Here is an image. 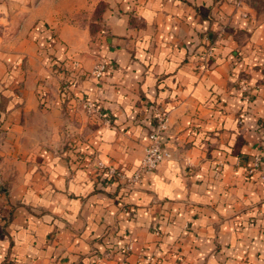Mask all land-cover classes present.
Instances as JSON below:
<instances>
[{"label": "crops", "instance_id": "obj_1", "mask_svg": "<svg viewBox=\"0 0 264 264\" xmlns=\"http://www.w3.org/2000/svg\"><path fill=\"white\" fill-rule=\"evenodd\" d=\"M110 1L94 39L50 25L63 104L38 7L0 0V264H264V0ZM157 111L170 156L128 185L108 167L137 169Z\"/></svg>", "mask_w": 264, "mask_h": 264}, {"label": "built area", "instance_id": "obj_2", "mask_svg": "<svg viewBox=\"0 0 264 264\" xmlns=\"http://www.w3.org/2000/svg\"><path fill=\"white\" fill-rule=\"evenodd\" d=\"M212 53L213 46L211 45L206 46L203 51H201L203 58L208 55H212ZM105 68V62L103 60H98L93 65L90 72L94 77L100 78L104 75ZM242 88L248 89V85L244 81H242ZM84 106L90 112H95L99 115L103 114V112L95 107L90 101H86ZM155 118V126L153 130L149 132V142L144 148V153L137 169L130 176H126L122 171L113 167H108V172L110 174L116 176L120 180L122 179L128 185L138 180L142 173L155 169L163 159L170 156L169 151L162 147L159 139L160 131L165 128L166 115L161 111H157ZM262 159L263 157L260 153L253 155L250 164L246 165V172L251 174L255 171H259L261 177L264 178V171H262ZM99 165L104 167L101 163H99Z\"/></svg>", "mask_w": 264, "mask_h": 264}, {"label": "rangeland", "instance_id": "obj_3", "mask_svg": "<svg viewBox=\"0 0 264 264\" xmlns=\"http://www.w3.org/2000/svg\"><path fill=\"white\" fill-rule=\"evenodd\" d=\"M38 2H40V5H37ZM111 3L110 0H31L30 6L38 7L39 10L35 13L45 19V23L49 28L54 23L77 22L88 30L90 24L93 31L99 32L104 21L105 12L109 8L115 7ZM7 31L8 29L0 24V34L7 35ZM54 73L57 75L55 70ZM55 77L50 78L51 81H48L50 86L57 85L58 82L61 84V78ZM54 80H56L55 83Z\"/></svg>", "mask_w": 264, "mask_h": 264}, {"label": "trees", "instance_id": "obj_4", "mask_svg": "<svg viewBox=\"0 0 264 264\" xmlns=\"http://www.w3.org/2000/svg\"><path fill=\"white\" fill-rule=\"evenodd\" d=\"M35 26V31L31 33V36L37 42L39 52L43 54L45 58H47V63L53 67L57 74L60 75L61 84L59 93L61 95L62 103L64 104L68 101L71 86L76 81V73L74 71V67L73 65H70L68 61L58 53V42L55 39V34L50 30L49 27H47L46 23L37 20L35 22ZM89 32L91 38L94 39L97 31H93L90 24Z\"/></svg>", "mask_w": 264, "mask_h": 264}]
</instances>
